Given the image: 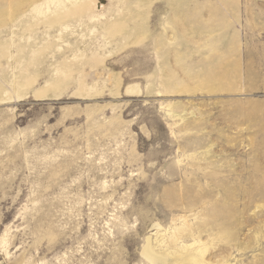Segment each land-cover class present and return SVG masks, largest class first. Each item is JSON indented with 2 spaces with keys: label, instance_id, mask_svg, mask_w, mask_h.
<instances>
[{
  "label": "rangeland",
  "instance_id": "rangeland-1",
  "mask_svg": "<svg viewBox=\"0 0 264 264\" xmlns=\"http://www.w3.org/2000/svg\"><path fill=\"white\" fill-rule=\"evenodd\" d=\"M0 264H264V0H0Z\"/></svg>",
  "mask_w": 264,
  "mask_h": 264
},
{
  "label": "bare ground",
  "instance_id": "bare-ground-1",
  "mask_svg": "<svg viewBox=\"0 0 264 264\" xmlns=\"http://www.w3.org/2000/svg\"><path fill=\"white\" fill-rule=\"evenodd\" d=\"M146 254L149 257V259H152L153 261L158 260V256L156 254H153L151 251H147Z\"/></svg>",
  "mask_w": 264,
  "mask_h": 264
}]
</instances>
